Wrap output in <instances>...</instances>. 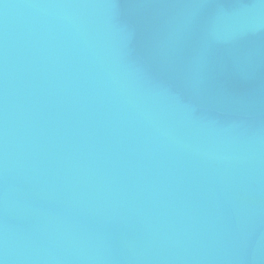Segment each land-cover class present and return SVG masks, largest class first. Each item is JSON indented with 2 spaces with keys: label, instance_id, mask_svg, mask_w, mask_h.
Segmentation results:
<instances>
[{
  "label": "water",
  "instance_id": "95a60500",
  "mask_svg": "<svg viewBox=\"0 0 264 264\" xmlns=\"http://www.w3.org/2000/svg\"><path fill=\"white\" fill-rule=\"evenodd\" d=\"M0 264H264V0H0Z\"/></svg>",
  "mask_w": 264,
  "mask_h": 264
}]
</instances>
